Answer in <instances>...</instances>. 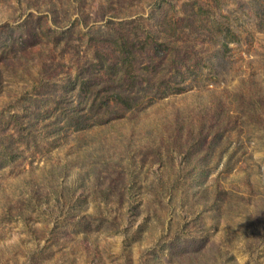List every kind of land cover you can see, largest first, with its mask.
<instances>
[{"label": "rangeland", "instance_id": "obj_1", "mask_svg": "<svg viewBox=\"0 0 264 264\" xmlns=\"http://www.w3.org/2000/svg\"><path fill=\"white\" fill-rule=\"evenodd\" d=\"M0 264H264V0H0Z\"/></svg>", "mask_w": 264, "mask_h": 264}, {"label": "trees", "instance_id": "obj_2", "mask_svg": "<svg viewBox=\"0 0 264 264\" xmlns=\"http://www.w3.org/2000/svg\"><path fill=\"white\" fill-rule=\"evenodd\" d=\"M129 97V96H128ZM125 105H127V106H129V107H131V105H133L132 103H130V102H127V103H125Z\"/></svg>", "mask_w": 264, "mask_h": 264}]
</instances>
